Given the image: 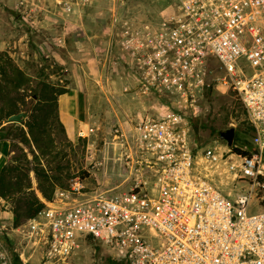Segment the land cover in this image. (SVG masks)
I'll use <instances>...</instances> for the list:
<instances>
[{
	"label": "built area",
	"instance_id": "1",
	"mask_svg": "<svg viewBox=\"0 0 264 264\" xmlns=\"http://www.w3.org/2000/svg\"><path fill=\"white\" fill-rule=\"evenodd\" d=\"M106 33L97 63L147 105L100 141V125L81 134L94 186L74 176L18 224L2 210L0 264H71L90 241L106 264H264V0H171L154 20L112 10ZM217 86L249 127L231 145L194 134Z\"/></svg>",
	"mask_w": 264,
	"mask_h": 264
},
{
	"label": "rangeland",
	"instance_id": "2",
	"mask_svg": "<svg viewBox=\"0 0 264 264\" xmlns=\"http://www.w3.org/2000/svg\"><path fill=\"white\" fill-rule=\"evenodd\" d=\"M170 3L171 0H0V51L7 52L30 76L29 88L35 87L42 80L61 86L72 84L75 87L77 84L72 83L73 76H70L72 79L69 77L67 71L63 70V65L56 62L52 52L48 53L44 49L43 53L40 52L35 43L37 39L46 36L45 41L56 49L59 43L55 38L64 37L73 58L83 56L84 61L89 57L95 59V47H104L106 44V24L112 10L118 13L127 12L136 18L154 20ZM40 20L43 22L40 23ZM40 24H43V27H40ZM77 27L82 28L80 35H77L78 32L75 30ZM60 55L63 57L64 53L61 52ZM68 60L74 62L71 58ZM99 66L101 69L102 66L100 64ZM106 71L94 74L87 67L82 71L85 80L82 84L83 89L94 90L101 96L97 108L91 106L87 119L88 125H100L98 141L106 136L112 123H124L134 118V110L147 105L145 100L137 98L129 105L127 100L121 98L106 99L105 92L111 86V79L107 81L106 78L109 71ZM121 72L122 70H119L118 73ZM118 85L115 81L112 90L119 91ZM33 103V97L26 96L25 104L19 111H27L28 116L29 106ZM203 106L204 111L196 121L194 130L195 136L202 144L212 143L213 140L224 143V140L219 138L220 130L233 127L234 133L235 131L240 133L248 126L240 101L233 90L226 86H217L211 90L204 98ZM111 107H114V111ZM5 118L0 123V126H4L2 130L7 139V148L6 144L2 147V152L4 156L6 155L3 157L4 164L15 163L32 168L35 164L32 160L33 153L38 154V151L32 143L21 141L20 135L17 134V128L21 123L6 124ZM86 129L84 128L83 132H86ZM53 137L56 145L52 152L39 156V161L47 173L57 178L56 182L60 187H65L74 176L84 178L89 187L94 186V173L96 175L97 171L94 172L85 158L86 138L79 134L70 139L65 129L61 130L58 126L53 129ZM215 172L214 180L221 187L232 190L239 187V183H231L220 168ZM29 178L30 189L41 202L46 200L38 189L37 178L32 170L29 171ZM102 181L103 178H99V182ZM103 182L102 188H107L113 180L104 178ZM1 197L4 198L6 207L0 206V214H4L2 210L12 213V199ZM77 254L71 264L107 263L108 250L100 242H87Z\"/></svg>",
	"mask_w": 264,
	"mask_h": 264
},
{
	"label": "trees",
	"instance_id": "3",
	"mask_svg": "<svg viewBox=\"0 0 264 264\" xmlns=\"http://www.w3.org/2000/svg\"><path fill=\"white\" fill-rule=\"evenodd\" d=\"M30 81V76L13 61L7 52L0 51V123L3 118L20 110L25 104L26 96H32L34 101L29 106L27 118L17 128L21 141L32 143L38 151V154L33 153L32 156V160L35 161L34 166L30 168L27 165L11 163L0 167V195L13 201L14 224L33 216L43 206L34 191L30 189V170L34 172L38 189L46 199L51 198L54 188L58 186L57 178L47 173L39 161V156L51 153L54 149L56 144L53 129L58 126L64 130L58 118L57 101L58 96L65 93L67 88L44 80L35 87L29 88ZM248 131V126L240 133L235 131L234 140L241 139ZM25 161L28 162L27 158ZM109 262L114 263L111 260Z\"/></svg>",
	"mask_w": 264,
	"mask_h": 264
},
{
	"label": "crops",
	"instance_id": "4",
	"mask_svg": "<svg viewBox=\"0 0 264 264\" xmlns=\"http://www.w3.org/2000/svg\"><path fill=\"white\" fill-rule=\"evenodd\" d=\"M39 22L42 23L43 21L40 20ZM40 25V27H43V24ZM75 30L78 32L77 35H80L82 33V28L80 27L75 28ZM45 39H47L46 36H44L43 39L39 38L35 41L37 48L40 50V52H42L43 49L48 53L52 52V55L56 59V62L59 63V65H63V70L67 71L69 77L73 76V79L70 77L73 80L72 83L77 84L75 87L72 84L71 86H64L65 88H67V91L59 95L57 101L59 120L63 124L65 133L68 135V137L70 139H74L75 136L83 133L84 128H87V119L89 117L88 112L91 106L93 108H97V104L99 103L98 100L101 97L94 90L86 91L85 89H83L82 84L83 82H85V80L83 79L82 71H84L87 67L89 68L91 73L96 74L100 71H106V68L102 67L103 69H100L99 64L93 57H89L85 61L83 56L73 58L71 55V50L65 43L64 37L60 36L55 38L59 43L56 46L57 48L55 47L56 49H54V47L51 46L49 42L45 41ZM61 52L62 54L64 53L63 57L62 55H60ZM68 58L73 59L74 62L68 60ZM106 78L107 81L111 79L110 89L105 92L106 99L111 98L112 100H117L121 98L122 100H127L128 105L133 99H135L123 93L120 89L124 83V76L122 72H117L114 74H110L108 72ZM115 81H117L119 84V91L112 90V85ZM107 83L109 84V82ZM111 109L114 111V107H111ZM81 111L83 112V114ZM78 118H81L82 120ZM2 127L4 126H0V167L5 163V160L3 162V157L6 156H4L2 152V147L4 144H6L7 148V139L3 134Z\"/></svg>",
	"mask_w": 264,
	"mask_h": 264
},
{
	"label": "water",
	"instance_id": "5",
	"mask_svg": "<svg viewBox=\"0 0 264 264\" xmlns=\"http://www.w3.org/2000/svg\"><path fill=\"white\" fill-rule=\"evenodd\" d=\"M27 117V111H18L16 113L10 114L5 118V123H21ZM220 139L224 140L227 145H231L234 138L233 127H228L224 130L218 132Z\"/></svg>",
	"mask_w": 264,
	"mask_h": 264
}]
</instances>
